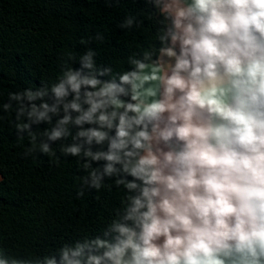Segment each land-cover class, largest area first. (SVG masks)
Masks as SVG:
<instances>
[{"label":"clouds","instance_id":"obj_1","mask_svg":"<svg viewBox=\"0 0 264 264\" xmlns=\"http://www.w3.org/2000/svg\"><path fill=\"white\" fill-rule=\"evenodd\" d=\"M143 2L156 43L130 68L70 52L55 82L0 104L24 157L76 159L77 199L123 193L101 234L34 264H264V0ZM0 264L33 261L0 247Z\"/></svg>","mask_w":264,"mask_h":264},{"label":"trees","instance_id":"obj_2","mask_svg":"<svg viewBox=\"0 0 264 264\" xmlns=\"http://www.w3.org/2000/svg\"><path fill=\"white\" fill-rule=\"evenodd\" d=\"M128 15L141 20L140 27L120 29ZM157 27L143 0H0V104L8 102L9 92L55 82L70 52L78 59L91 48L98 65L127 70L130 56L156 43ZM97 33L103 41L95 39ZM0 116V247L5 254L34 264L64 243L101 234L123 193L105 187L77 199L85 173L76 159L62 157L57 165L48 155L24 157L30 145L26 135L17 141L15 104ZM59 147L53 145L58 156Z\"/></svg>","mask_w":264,"mask_h":264}]
</instances>
